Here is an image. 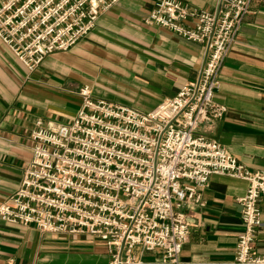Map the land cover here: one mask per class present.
I'll return each mask as SVG.
<instances>
[{
	"label": "built area",
	"instance_id": "built-area-1",
	"mask_svg": "<svg viewBox=\"0 0 264 264\" xmlns=\"http://www.w3.org/2000/svg\"><path fill=\"white\" fill-rule=\"evenodd\" d=\"M117 0H0V40L32 71L44 54L74 44L98 14ZM250 0H219L211 12L179 0H155L144 22L199 41L198 75L147 110L93 99L88 85L68 121L29 131L30 158L15 189L0 202V218L42 233L89 234L101 239L108 264H140L135 247H159L175 260L189 221L184 203L202 205L210 173L246 181L241 228L232 261L264 264L252 250L261 226L264 166L250 169L207 134L225 105L213 99L217 73Z\"/></svg>",
	"mask_w": 264,
	"mask_h": 264
},
{
	"label": "crops",
	"instance_id": "crops-1",
	"mask_svg": "<svg viewBox=\"0 0 264 264\" xmlns=\"http://www.w3.org/2000/svg\"><path fill=\"white\" fill-rule=\"evenodd\" d=\"M155 0H117L67 49L44 54L27 71L0 40V202L18 185L30 158L29 131L68 121L79 106L78 88L90 97L147 110L194 80L205 48L143 17ZM214 12L219 0H179ZM213 99L225 105L207 134L244 166H264V0H250L217 73ZM246 181L212 172L200 188L202 205L184 202L188 234L175 260L159 247H135L140 264H244L232 261L241 228ZM261 226L252 250L264 253V196L258 200ZM103 241L89 234L42 233L34 226L0 218V264H108Z\"/></svg>",
	"mask_w": 264,
	"mask_h": 264
},
{
	"label": "rangeland",
	"instance_id": "rangeland-1",
	"mask_svg": "<svg viewBox=\"0 0 264 264\" xmlns=\"http://www.w3.org/2000/svg\"><path fill=\"white\" fill-rule=\"evenodd\" d=\"M149 11H150V10H149ZM81 86H82V85H81ZM81 86H80V87H81ZM80 87H79V88H80ZM79 88H78V95H79ZM77 108H78V107H77ZM76 110H77V109H76ZM75 112H76V111H75ZM73 115H74V114H73ZM73 115H72V116H73ZM43 125H47V123H45V124H43Z\"/></svg>",
	"mask_w": 264,
	"mask_h": 264
}]
</instances>
